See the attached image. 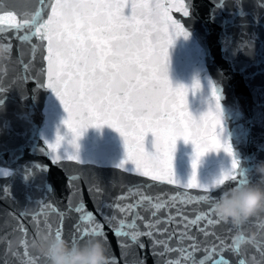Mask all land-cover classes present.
Returning <instances> with one entry per match:
<instances>
[{"label":"water","instance_id":"95a60500","mask_svg":"<svg viewBox=\"0 0 264 264\" xmlns=\"http://www.w3.org/2000/svg\"><path fill=\"white\" fill-rule=\"evenodd\" d=\"M136 2L149 5V14L144 19L159 25L161 13L152 5L157 2L170 5L179 0ZM184 2L187 15L174 9L170 12L171 18L182 25V32L173 37L168 47L167 75L173 87L189 89L185 110L193 119L199 120L212 111L213 114L218 112L221 122L218 135L222 148L200 158L195 170L197 180L201 185H214L231 171L236 159L241 180L222 188H211L215 200L234 187L252 185L264 189V176L255 170L256 165L264 162V0ZM65 4L76 6L69 0H0V15L12 12L17 21L24 23L41 13L46 17L43 25L55 18ZM131 11L126 7L125 16H130ZM78 16L79 20V12ZM10 23L14 21L0 22V258L4 264H17V261L27 264L28 259L47 264L32 247V242L48 234L44 231L48 225L54 235L61 223L60 213L64 214L63 238L71 245L80 246L94 237L103 239L109 246L113 264H174L178 259L191 264L193 252H185L184 248L190 243L211 246L213 237H204L198 231V224L188 229L194 241L180 239L185 229L176 216V209L167 206V200L175 195L181 200L185 195L195 198L202 189H184L153 181L131 171L135 167L131 162L121 168V163L127 159L124 138L107 125L87 128L74 145L75 136L64 123L67 112L55 90L48 87L47 41L23 29L14 34L7 27ZM168 32L171 38L175 28ZM25 34L27 40L16 38ZM197 83L199 88L195 87ZM58 137L64 139L57 154L49 146L55 144ZM154 141L155 136L149 133L144 145L146 151L155 152ZM223 145H230L231 153L225 151ZM194 155L191 142L186 143L182 138L177 141L174 172L180 185H187L192 178ZM69 156L73 159H68ZM244 180L248 182L242 183ZM141 193L149 199L141 201ZM122 196L128 199H119ZM138 201L136 210L145 219L137 221L136 231L143 232V224L147 222L169 221L160 223L158 229L166 228L168 233L174 234L170 240L155 228L153 236L144 234L132 241L130 237L115 235L106 227L104 235L76 243L70 241L74 235L72 225L77 221V213L69 211L70 207L75 209L83 204L102 222L106 215H121L109 205ZM156 203L166 206L156 210ZM177 207H183L191 219L193 211L207 210V203L184 207L177 202ZM153 211L157 213L155 218L150 215ZM213 214L216 217L214 211ZM170 217L175 219L169 220ZM35 219L45 221L39 225V234L33 223ZM20 228L26 229V233ZM244 230L254 238L236 250L233 236L237 229L224 222L215 226L216 237L230 241L225 248L233 249L205 259V264H241L242 260L245 264H264V217L253 218ZM161 240L168 243H157ZM176 249H180L179 252ZM22 250L29 255H22ZM194 257L199 260L205 253L194 250Z\"/></svg>","mask_w":264,"mask_h":264},{"label":"snow or ice","instance_id":"6c2138e0","mask_svg":"<svg viewBox=\"0 0 264 264\" xmlns=\"http://www.w3.org/2000/svg\"><path fill=\"white\" fill-rule=\"evenodd\" d=\"M69 3L76 4L80 19L67 31L56 25L54 18L42 25V20L46 17L41 13L35 14L32 20L20 23L15 14L9 12L0 15V22L14 21L7 25L14 34L23 29L26 33L30 32L40 40L47 41L48 87L55 90L67 112L64 123L75 136L74 145L87 128L107 125L124 138L127 159L121 163V168L131 162L135 165L131 171L150 177L153 181L178 185L184 189H202L195 198L185 195L181 200L179 195L172 196L167 200V206L176 209V216L180 217L185 229L180 233V239L194 241L195 238L188 233V229L198 224V231L204 237H213L211 246L200 247L197 243H190L184 248L185 252H193L191 264H205V259H212L232 248H225L230 241H221L216 237L214 227L222 222L213 214L215 198L211 195V188H222L227 183L240 181L241 176L239 161L233 159L231 171L216 180L214 185H201L197 180L195 170L200 158L210 151L222 148L218 135L221 122L218 112L213 114L212 111L199 120L193 119L185 110V96L189 89L183 86L173 87L167 75L168 47L172 44L173 37L182 32V25L171 18L170 12L174 9L187 15L186 3L179 0L170 5L159 2L152 5V8L161 13L159 25L144 19L149 14V5L137 3L136 0H69ZM126 7L132 10L130 16L124 14ZM171 28H175V33L170 38L168 30ZM16 38L27 40V35H16ZM195 87L199 88V84ZM149 133L155 136V152H148L144 147ZM181 138L186 143L191 142L195 148L192 162L194 172L187 185H180L174 172L176 145ZM63 139L58 137L56 143L49 146L54 153L58 154ZM223 148L229 153L232 151L230 145H223ZM59 159L57 155V160ZM68 159L73 157L69 156ZM247 182L244 180L242 183ZM139 195L141 201L149 199L143 193ZM119 199L125 200L128 197L122 196ZM177 202L184 207L207 203V210L202 208L199 213L193 211L190 219L183 207H177ZM138 204L139 201L109 205L121 215H106L102 222L96 219L93 212L87 211L83 204L75 209L70 207L69 211L77 213V221L72 225L74 235L70 241L76 243L104 235L106 227L115 235L130 237L132 241H137L144 234L153 236L152 229L155 228L162 235H168L170 240L174 234L168 233L166 228L158 229L160 223L169 221L147 222L143 224V232L136 231L139 227L137 221L145 219L136 210ZM165 206L156 203L154 207L159 210ZM60 215L61 223L54 233L56 236H62L64 214ZM150 215L155 218L157 213L153 211ZM129 216L133 218L129 219ZM172 219L175 217L169 218ZM33 223L39 234V225L45 221L35 219ZM125 229L133 231L130 233ZM20 231L26 233L27 230L20 228ZM44 231L48 234L42 236H51V225ZM157 243L165 245L168 241L161 240ZM197 249L205 253L204 258L195 259L194 250ZM176 250L179 252L180 249ZM22 255L28 256L29 252L22 250ZM0 264H4L2 258ZM27 264H39V261L28 259ZM174 264H184V260H175ZM241 264H245V261L242 260Z\"/></svg>","mask_w":264,"mask_h":264},{"label":"clouds","instance_id":"9594fccd","mask_svg":"<svg viewBox=\"0 0 264 264\" xmlns=\"http://www.w3.org/2000/svg\"><path fill=\"white\" fill-rule=\"evenodd\" d=\"M78 18L76 6L65 4L58 11L54 23L67 31L78 22ZM255 170L264 176V162L256 165ZM212 208L220 221L237 229L233 236L234 247H243L254 238L244 230V226L255 217H264V189L252 185L234 187L216 198ZM32 247L46 259L47 264H113L109 246L99 237L80 246L71 245L62 236H40L32 242Z\"/></svg>","mask_w":264,"mask_h":264}]
</instances>
